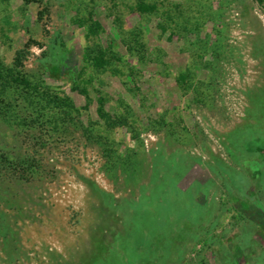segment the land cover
<instances>
[{
    "label": "rangeland",
    "instance_id": "1",
    "mask_svg": "<svg viewBox=\"0 0 264 264\" xmlns=\"http://www.w3.org/2000/svg\"><path fill=\"white\" fill-rule=\"evenodd\" d=\"M143 1L0 0V264H264V6Z\"/></svg>",
    "mask_w": 264,
    "mask_h": 264
},
{
    "label": "trees",
    "instance_id": "2",
    "mask_svg": "<svg viewBox=\"0 0 264 264\" xmlns=\"http://www.w3.org/2000/svg\"><path fill=\"white\" fill-rule=\"evenodd\" d=\"M255 2H257L258 4L264 6V0H255ZM133 9L139 13V14H145V13H152V12H156L158 11V7L156 4H149V3H146L144 2L143 0H137V2L135 3ZM27 53V52H25ZM24 56V50H17L15 52V59H14V63H13V66L12 68H8V69H5L2 67V64L0 63V84L4 82H6V78L5 77H8L10 75V73L12 72L13 69H17L19 66H21V60ZM91 63L93 64L94 67L96 68H100V67H103L105 65V62L103 60V52H99V55L98 56H93L91 57ZM185 78L183 76H180V80H184ZM13 82L16 84V85H20V86H23V87H28L30 88L31 87V83L27 80H25L24 78H14L13 79ZM34 91H37V87L36 86H32V88H30ZM100 113L102 114V106L100 107Z\"/></svg>",
    "mask_w": 264,
    "mask_h": 264
}]
</instances>
